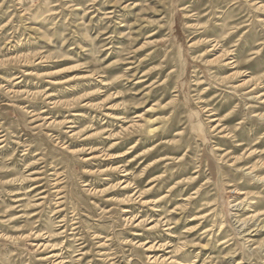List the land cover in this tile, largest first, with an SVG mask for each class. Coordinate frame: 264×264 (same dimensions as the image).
<instances>
[{
    "label": "rangeland",
    "instance_id": "374dc122",
    "mask_svg": "<svg viewBox=\"0 0 264 264\" xmlns=\"http://www.w3.org/2000/svg\"><path fill=\"white\" fill-rule=\"evenodd\" d=\"M0 264H264V0H0Z\"/></svg>",
    "mask_w": 264,
    "mask_h": 264
}]
</instances>
